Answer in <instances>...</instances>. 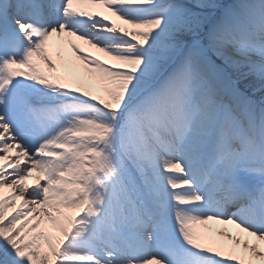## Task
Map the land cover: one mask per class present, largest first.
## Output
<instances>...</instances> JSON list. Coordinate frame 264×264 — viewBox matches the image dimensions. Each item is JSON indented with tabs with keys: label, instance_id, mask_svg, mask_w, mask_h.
I'll return each instance as SVG.
<instances>
[{
	"label": "snow or ice",
	"instance_id": "1",
	"mask_svg": "<svg viewBox=\"0 0 264 264\" xmlns=\"http://www.w3.org/2000/svg\"><path fill=\"white\" fill-rule=\"evenodd\" d=\"M256 91L264 0H0V264H264Z\"/></svg>",
	"mask_w": 264,
	"mask_h": 264
},
{
	"label": "bare ground",
	"instance_id": "2",
	"mask_svg": "<svg viewBox=\"0 0 264 264\" xmlns=\"http://www.w3.org/2000/svg\"><path fill=\"white\" fill-rule=\"evenodd\" d=\"M220 0H218L219 2ZM190 2L194 3L195 0H190ZM226 4H231L230 2H227ZM92 10H95V11H101V12H104L105 10L103 8H93ZM111 19H115L114 17H110ZM116 23L119 26H122V27H129L127 25H123L121 21L119 20H116ZM54 40V43L56 41L59 40V38H56L54 37L53 38ZM79 43V42H78ZM85 48H88V46H84ZM94 55H96L97 57H99L100 59H108L107 57H105L104 53L102 52H98L96 51L95 49H89ZM64 56L66 58L67 61L71 62V63H74L76 65H79V61H77L75 59V57L71 54V51H70V48H68L67 45L64 46ZM81 71H83V66L82 65H79ZM65 69H61V71L63 72ZM94 88V87H93ZM10 155H13V154H10ZM33 176H35V173L33 174ZM29 183H33V178H29ZM10 190L9 189H5L4 192L5 194H7ZM17 203H19V201H17ZM194 229L198 232H201V233H204L206 235H210L211 237H213L214 239H217V240H224L225 238L220 236L219 235V231L221 229H226L228 232H231L233 234H236L238 233V229L235 228L234 225H224V224H217L215 222H209L207 225H194L193 226ZM249 239H254V238H249ZM264 247V246H262ZM255 264H262L261 261L257 260L255 262Z\"/></svg>",
	"mask_w": 264,
	"mask_h": 264
},
{
	"label": "rangeland",
	"instance_id": "3",
	"mask_svg": "<svg viewBox=\"0 0 264 264\" xmlns=\"http://www.w3.org/2000/svg\"><path fill=\"white\" fill-rule=\"evenodd\" d=\"M227 2L233 3V2H235V0H220L219 1V3H222V4H226ZM89 90H91L93 92L97 91L96 88H90ZM250 95H251L252 99L257 101V102L264 99V92H261V91H256L254 93H250Z\"/></svg>",
	"mask_w": 264,
	"mask_h": 264
}]
</instances>
